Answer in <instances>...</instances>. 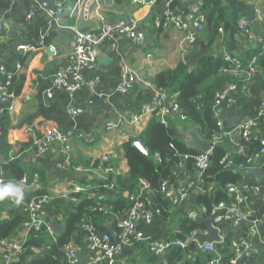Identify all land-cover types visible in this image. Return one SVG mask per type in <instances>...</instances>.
I'll list each match as a JSON object with an SVG mask.
<instances>
[{"label": "crops", "instance_id": "crops-1", "mask_svg": "<svg viewBox=\"0 0 264 264\" xmlns=\"http://www.w3.org/2000/svg\"><path fill=\"white\" fill-rule=\"evenodd\" d=\"M56 3H61L64 7L61 25L49 27L45 10L54 7ZM160 5L162 4L153 3L152 0H114L111 4H107L105 0H0V23L3 25L0 30V66L11 65L17 70V77L11 86V108L4 114L9 125V153L10 157L11 154L14 155L13 159L18 162L24 173L32 175L38 172L40 175L39 183L34 187L21 186L24 199L20 204L6 198L9 205L5 208L2 218L6 219L12 213L21 212L25 201L31 195L40 192L50 194V200L46 202L40 215L43 222L40 229L26 233V228L22 225L18 234L7 238L15 241H18V238L26 239L27 242L30 241V246L21 254L13 255L9 245L0 241V264H29L34 255L48 254L49 245L64 231L55 235L49 232L47 225L52 220H66L65 216L71 203L65 195L70 190V182L83 183L95 179L101 168L107 166H94L95 161L100 159L104 162L102 157L111 155V164L121 171L120 176H127L130 168L123 145L130 139L140 140L139 137L155 116L144 117L132 125L109 128L108 124L120 122L132 113H140L152 102L151 95L144 85L145 79L156 83L161 73H173L170 86L164 88L178 99V87L188 82V74L202 76L193 81L197 89L202 90L217 82V68L221 65L219 73L233 76L239 86L237 106L232 109L224 106L222 109L224 129L234 130L245 119L257 118L258 110L264 104L263 72L251 77L246 74L234 77L233 74L224 73L222 68L226 64L225 53H233L246 60L257 50L261 51L264 45V21L255 18L254 10L256 6L264 9V0H181L176 6L180 22H191L200 14L205 16L203 29L197 32L195 42L186 43L184 53L180 45L184 32L174 26L164 28L158 25L156 18L162 11ZM34 6L35 14L29 18L28 15ZM128 15L137 18L146 35L144 43L137 44L132 40L122 39L115 46L112 42L100 46L97 50L95 71L86 74L100 76L94 89L85 87L72 99L65 91L53 87L54 73L70 62V56L74 52L71 45L72 33L69 29L71 25L77 24L83 29L97 31L106 22ZM243 17L251 21V34L255 37L253 42L250 41L249 35L239 28L238 22ZM220 27L224 29L222 36L219 34ZM24 43L39 48L27 52L18 50L17 46ZM51 45L56 48V53ZM106 57L109 58L108 61L105 60ZM123 67L132 69L138 77V83L127 94L118 91ZM50 89L51 96L48 95ZM71 105L82 109L78 116L71 115ZM213 107L214 102L212 111L218 121ZM181 112L171 115L168 125L177 127L179 134L188 144L191 140L189 131L194 130L198 134L199 132L190 124L188 118L182 117ZM4 115H0V128ZM50 125L74 132L68 154L59 144H52L45 155H39L35 151L34 140ZM80 133L82 137H79ZM253 136L256 139L264 137V119L253 130ZM209 142L211 144L212 139ZM218 144H224L232 157L237 155L236 146L229 139ZM67 156L72 160L70 165L66 164ZM261 158L237 168H256L263 173L260 180L250 175L245 179L242 177V180L235 184L247 196L243 203H236L235 196L225 188L227 198L222 200L237 205L246 218L239 225L227 219L215 225L212 220L224 235L223 240L215 241L214 250L203 251L193 236L195 233L207 232V226L199 219L212 217L211 208L201 203L199 196L204 193L211 194L213 206L219 201L221 188L205 182L196 165L195 169L190 171L181 167L176 172L175 182L182 185L194 182L189 197L169 216L155 215L151 223L141 221L137 223V228L155 239L181 240L187 243V246L175 245L157 255L151 253L143 242H134L122 248L117 264H203L210 256L219 259L220 264H264V230L259 231L264 215L259 216L256 209L259 203L264 204V163L259 164ZM6 159L7 155H0V160ZM86 160L90 161L89 166L86 165ZM76 167H80V170H76ZM8 178L7 183L17 184L18 179L14 175H8ZM118 189L114 195L115 199L120 195L130 199L137 188H125L119 183ZM107 195L108 192L103 191L102 199L105 200ZM155 199L157 197L154 196L152 200ZM59 216L61 220L57 219ZM116 216L117 214L113 213L108 217L106 226L109 230L108 224L112 223L117 233ZM192 222L197 224L195 231H185ZM109 233L111 234L110 230ZM238 241H247L252 246L238 254L234 249V243ZM13 258L17 260L13 261ZM78 264H92L87 250L81 252Z\"/></svg>", "mask_w": 264, "mask_h": 264}, {"label": "built area", "instance_id": "built-area-1", "mask_svg": "<svg viewBox=\"0 0 264 264\" xmlns=\"http://www.w3.org/2000/svg\"><path fill=\"white\" fill-rule=\"evenodd\" d=\"M84 2L85 0H75ZM159 0H152L153 3H158ZM162 5L161 13L157 16L156 20L159 26L167 28L169 26H174L182 30L183 38L180 41L182 53L186 51V43H193L196 40V34L198 31L203 29L205 23V16L200 14L191 22H180L177 12L172 8V3L174 0H160ZM191 1V0H186ZM252 2H259L260 0H250ZM64 13V7L61 3H56L54 7L47 8L45 10V15L48 18L49 27L54 25V27H59L62 20V15ZM35 14V6L31 9L29 18ZM254 16L257 20L264 21V9L257 7L254 10ZM240 30L249 35L250 41L253 42L254 38L251 34V21L247 17H243L238 22ZM3 28L2 23H0V30ZM72 38L71 45L73 46L74 52L70 56V62L63 68L58 69L53 75V87L60 89L69 94L73 99L79 91L85 87L94 89L96 83L99 81L100 76L92 74L87 76L88 73L95 71L97 66V50L106 42H112L113 46L122 39H129L137 44H142L146 41V35L144 31L140 28L139 22L134 15L123 16L113 21H108L97 31H90L81 28L77 24H73L69 27ZM219 34L222 36L224 34V29L219 28ZM264 42V39H262ZM39 47L24 43L17 46L18 50L22 51H32ZM54 53H56V48L51 45ZM264 55V45L261 51L257 54L252 55L248 59H242L233 53H225L224 60L226 61L225 66L222 68L224 73H230L234 76L240 74H246L247 77L256 75L261 71V58ZM0 73L3 74V78L0 80V115H4L10 108L12 104L11 98L13 97L11 91V82L13 78V73L5 71L4 65L0 66ZM138 83V77L135 72L127 67L122 68V77L120 84L118 86V91L124 94L129 93L135 85ZM144 85L151 95L152 102L144 107L140 113H132L129 117L121 120L120 122H109L108 127L113 128L124 124H136L144 117H154L165 124L168 125V118L171 115L181 112V107L176 101V96L174 94L168 93L162 87H159L154 81L145 79ZM237 84L234 82L229 83L224 88H221L216 93L214 99V113L218 118V126L220 131L213 135L211 148L207 152H202L193 156L185 155L184 158H194L195 165L199 169L200 173L204 171L209 165V155L212 151L213 145L224 142L225 139L236 146L237 154H242L246 151V146L242 144L238 139L237 135H240L246 141H250L253 135V130L258 127L261 120L264 119V104H262L258 110L257 118L245 119L242 121L237 128L234 130L224 129V119L221 115L222 109L224 108H234L238 104L237 97ZM48 95H52L51 89ZM197 99L202 98V94H198ZM70 113L73 117L78 116L82 109L79 107H74L71 105L69 108ZM183 118H187V115L181 112ZM82 137V134H78ZM75 136L73 131H66L61 129L56 125H50L46 128L45 132L37 137L33 146L35 151L39 155H45L48 153L49 148L52 144H59L62 149L68 154L71 149V140ZM264 154V148H262L258 153L254 154L253 157L249 158L247 163L240 165L250 164L253 160L261 158ZM13 155V154H11ZM231 156V153L228 152ZM102 161L108 162V165L101 168L100 172L95 179L87 180L83 183H73L70 182V190L65 195L69 202H77L79 194H85L89 198L98 199L103 195L100 191L101 185L97 180H105L111 173H114L117 177L121 175V171L111 164V155H104ZM72 160L70 156L66 158V164L70 165ZM180 167H183L180 164ZM76 170H80V167H76ZM94 170V169H93ZM34 179L29 180L26 176L17 180L19 186L34 187L39 183L40 175L38 172L33 173ZM114 181L105 184L102 187H114ZM8 179L3 175V170L0 165V185L6 184ZM212 186V185H211ZM194 188V182H188L184 185L178 184L177 182H170L165 180L161 184V191L163 199L169 201V206L166 208V213L168 216L173 213L174 209L182 204L190 195V192ZM211 188V187H210ZM226 189L228 192L235 196L236 203H243L247 196L241 192V189L235 184H228ZM150 187L147 182L140 179L138 181V187L136 192L130 197L132 202L131 207L121 217L116 216L115 227L117 229L118 242L114 241L112 235L109 232L100 231L95 228L90 223H83L82 227L86 229V244H75L69 243L66 245L65 250L67 254V259L69 264H78L80 261V254L82 251L87 250L89 261L92 264H117L118 255L123 247L133 244L134 242H143L148 250L153 254H162L168 249L175 245L186 247L187 243L181 240H159L153 237L145 235L143 231L137 228V223L143 221L147 224L151 223L155 215H161V209H150L152 200L150 196ZM149 196V197H148ZM50 197L44 196L43 198L31 201H25L22 211L27 214V220L23 223L26 228V233L31 230H39L41 224L40 215L45 207L46 202H49ZM211 215L213 217V222L215 225L220 223L222 220H231L235 225H239L245 221V215H243L237 205H232L228 201L220 200L217 201L211 207ZM61 220L59 216L57 218ZM50 233L53 231L47 225ZM221 240L224 239V235L219 234ZM15 240H5V243L9 245V248L13 255L21 254L25 247L24 244L26 239L18 238ZM216 245L215 241L205 242L201 244L203 251H212ZM252 244L247 241H238L234 243L235 252L242 253L244 250L251 248ZM203 264H220L219 259L210 256L205 260ZM235 264H245L244 262H236Z\"/></svg>", "mask_w": 264, "mask_h": 264}, {"label": "trees", "instance_id": "trees-1", "mask_svg": "<svg viewBox=\"0 0 264 264\" xmlns=\"http://www.w3.org/2000/svg\"><path fill=\"white\" fill-rule=\"evenodd\" d=\"M181 0H174L172 3V8L176 11V6ZM159 0L157 4H160ZM264 39V37H262ZM257 50L255 53H258ZM254 53V54H255ZM217 68V74L219 76L217 82L211 86H208L202 90H198L196 84L193 82L195 79L202 78V76L197 74H188V82L184 83L179 90V98L176 101L179 103L183 113L187 115L190 124L195 126L199 134L206 140H211L213 135L220 131L217 119L213 115L212 105L216 97L217 91L228 85L230 82L234 81L231 75H221L219 73V68ZM5 71L13 73L12 82L15 81L17 77V70H14V66L7 67L4 65ZM264 74V57L261 58V71ZM258 74V73H257ZM173 73H161L157 77L156 84L163 89L170 86L171 79L173 78ZM245 74H240L234 77L244 76ZM4 76L0 73V78ZM237 81V80H236ZM264 81V79H263ZM12 86V84H11ZM165 87V88H164ZM238 90L239 86L237 84ZM237 90V93H238ZM173 92V91H172ZM201 92L202 98L197 99V94ZM8 121L6 115L1 119L0 128V155H7L6 160H0V165L3 170V175L9 180L8 175H14L16 179H21L26 176L29 180L34 179L33 174H26L24 170L20 167L18 162L13 159L14 155L10 157V147L8 143ZM229 128V127H228ZM227 128V129H228ZM230 130V128H229ZM239 137V138H238ZM139 139L145 144L150 154L144 153L138 146L134 144L135 139H130L124 143L123 149L125 157L129 164V173L126 177L118 176L115 179L114 187H102L109 182L114 181V175H109L105 180H97L101 185L100 191L108 192V197L103 200L102 196L98 199H93L87 197L85 194H79L77 202H70L69 212L66 214L65 222L66 227L63 234L57 237V240L49 245L48 254L34 255L29 264H69L67 259V254L65 247L69 243L75 244H86V234L87 231L82 227L83 223H90L95 228L100 231L109 232L106 226V220L111 217L113 213H116L118 217L123 216L129 210L132 205L129 197L119 196L115 199L114 195L118 192V184H122L123 187H133V189L138 187V181L140 179L148 183L150 187V192L157 197L159 202L155 200L151 201L150 209H161V215L167 216L166 208L169 206V201L163 199L161 184L163 181L168 180L170 182H175L176 172L180 167V164L186 168L187 171L195 169V160L190 157L185 159V155H196L200 152L195 148L188 146L186 141L178 132L177 127L173 125H165L161 123L155 116L141 134ZM237 139L246 146V151L242 154H237L232 157L228 155V151L224 144L213 145L212 151L209 155V165L202 171L201 178L207 182L219 186V201L222 198H227L225 188L228 184H237L242 180V175L237 173L235 170L239 168L240 165L247 163L250 157L258 153L262 148H264V137L262 139H256L253 135L250 141H246L240 135H237ZM86 165H90V161L86 160ZM108 165L107 162H101L100 159L95 161L94 166L98 165ZM113 174V173H111ZM40 180V178H39ZM44 196H49V193H37V195H31L26 200H37L43 198ZM12 200V199H11ZM13 201V200H12ZM199 201L209 208L212 207V195L211 194H201L199 196ZM9 200H0V241L3 239L14 237L18 234L19 228L27 220V214L22 210L19 213H12L8 218H2L5 208H7ZM259 216L264 215V204L259 203L256 206ZM197 224L193 223L185 228V231L193 232L195 231ZM27 242V241H26ZM24 247L30 245L28 241ZM18 264V263H9Z\"/></svg>", "mask_w": 264, "mask_h": 264}, {"label": "water", "instance_id": "water-1", "mask_svg": "<svg viewBox=\"0 0 264 264\" xmlns=\"http://www.w3.org/2000/svg\"><path fill=\"white\" fill-rule=\"evenodd\" d=\"M105 1L107 4H111L114 0H105ZM108 59H109L108 57L105 58L106 61H108ZM189 135L191 137V140L188 143V146L195 148L200 153L207 152L210 150L211 148L210 142L207 141L206 139H203L196 131L190 130ZM134 144L138 146L144 153L150 154L149 151L147 150V147L141 140H136ZM262 163H264V156H262V158L260 159L259 164L262 165ZM235 171L241 174L244 179L247 176L253 175L254 177H256L257 180H260V178L263 176L261 170H258L256 168H247L244 170L236 169ZM150 196L151 198L154 199V195L152 193H150ZM155 200L157 201V199ZM199 220L207 226V232L195 233L193 236V238L196 239L200 243V245L205 242L221 240L219 237L220 228L216 227L213 224L212 222L213 217H209L208 219L202 218ZM65 226H66L65 221L58 222L57 220H52L51 222H49V228L53 231V233H55V235H59L60 233H62L65 230ZM108 227L112 234L113 239L118 242L117 233L112 223H109ZM263 230H264V221L259 225V231H263ZM12 260L15 261L17 260V258H13Z\"/></svg>", "mask_w": 264, "mask_h": 264}, {"label": "clouds", "instance_id": "clouds-1", "mask_svg": "<svg viewBox=\"0 0 264 264\" xmlns=\"http://www.w3.org/2000/svg\"><path fill=\"white\" fill-rule=\"evenodd\" d=\"M6 198L12 199L16 204H20L24 199L23 188L13 182L0 185V200Z\"/></svg>", "mask_w": 264, "mask_h": 264}]
</instances>
